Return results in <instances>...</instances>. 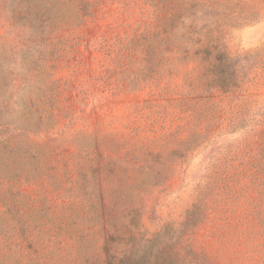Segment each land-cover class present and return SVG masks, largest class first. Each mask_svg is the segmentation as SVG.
<instances>
[{
	"label": "rangeland",
	"instance_id": "374dc122",
	"mask_svg": "<svg viewBox=\"0 0 264 264\" xmlns=\"http://www.w3.org/2000/svg\"><path fill=\"white\" fill-rule=\"evenodd\" d=\"M163 1L0 0V264H106L196 202L181 254L264 264V0H173L232 93Z\"/></svg>",
	"mask_w": 264,
	"mask_h": 264
},
{
	"label": "trees",
	"instance_id": "16d2710c",
	"mask_svg": "<svg viewBox=\"0 0 264 264\" xmlns=\"http://www.w3.org/2000/svg\"><path fill=\"white\" fill-rule=\"evenodd\" d=\"M172 3H174L173 0H164L160 5H156L160 12L163 13L162 17L159 16L157 18L162 32L172 33L174 31L175 34V28L178 24H181L182 27L186 25L187 29L184 27L183 33L186 34L187 39L182 40V42L177 40L172 42V39H169L167 43H170V46L175 47V49L184 51V55L186 56H189L187 54L190 53L191 48H194V55L192 57L195 58V56L198 57L201 54L199 59L205 61V63L207 62V69L212 76L211 80L214 83L215 89L222 93L235 92L237 88H240L242 79L238 80L236 78L235 82L232 80L233 83L230 85L223 78L225 64L230 59L224 55V52L217 45H212L211 41H214V37H210L209 30H202L204 27L203 23H206L207 20L193 18V20L186 24L185 13L191 6L196 11L195 5H190L189 3L188 5L182 4V6L177 7V5L173 6ZM200 7H204V5ZM214 22L217 23L216 20ZM193 26L195 27L194 32ZM159 44H162L160 40ZM201 211L202 207L200 204L198 202L194 203L186 211L185 218L178 228H172V225L167 223L151 236H143L136 243L132 242L126 245L118 258L110 255L106 264H201L200 261H193V259H189L184 254H181L179 248L182 236L188 228H195L203 221L204 214L200 216ZM173 229H177L178 231L176 232Z\"/></svg>",
	"mask_w": 264,
	"mask_h": 264
}]
</instances>
